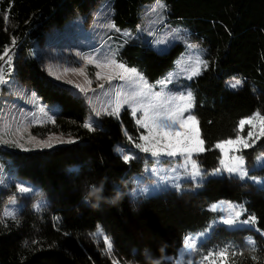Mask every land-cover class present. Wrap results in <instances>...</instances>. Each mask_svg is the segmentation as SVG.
<instances>
[{
  "label": "trees",
  "instance_id": "obj_1",
  "mask_svg": "<svg viewBox=\"0 0 264 264\" xmlns=\"http://www.w3.org/2000/svg\"><path fill=\"white\" fill-rule=\"evenodd\" d=\"M99 1L0 0V68L10 67L11 50L18 49L12 60L17 80L26 81L44 102L59 106L54 120L34 126L33 132L75 137L50 148L0 144L8 169L5 183L0 182V264H115L104 236L123 262L169 264L167 255L179 251L185 236L204 232L222 217L223 210L212 205L223 199L240 203L243 217L256 220L252 225L216 224L198 241L193 264H264L263 186L211 177L186 196L173 190L135 200L131 190L146 161L132 147L143 131L136 116L129 107L118 116L94 114L83 92L49 75L32 53L49 26L89 14ZM154 1L109 0L115 27L131 31L118 33L123 43L116 57L156 83L192 42L201 46L207 67L192 75L188 86L205 142L199 161L215 166L221 158L217 142L235 137L239 121L254 111L264 114V0H159L165 4L166 22L182 27L180 37L160 49L139 31L144 6ZM232 77L243 84L230 87L227 79ZM6 86L0 93L9 92ZM91 115L94 131L83 127ZM261 143L247 150L256 152ZM118 145L135 153L128 163ZM20 178L33 180L38 188L19 192ZM93 185L102 191L94 194ZM13 196L22 201L15 219L4 213ZM37 199L43 202L35 206ZM224 249L227 259L215 255Z\"/></svg>",
  "mask_w": 264,
  "mask_h": 264
},
{
  "label": "rangeland",
  "instance_id": "obj_2",
  "mask_svg": "<svg viewBox=\"0 0 264 264\" xmlns=\"http://www.w3.org/2000/svg\"><path fill=\"white\" fill-rule=\"evenodd\" d=\"M96 4L97 7L95 6L89 14L78 13L60 26L52 25L53 27L49 26L47 28L43 41L36 43L32 49V53L36 55L41 66L49 75V69H51L56 76L61 77L58 80L64 83L71 81L69 84L75 87L76 85H81L85 89L83 94L87 97L91 110L96 115L111 112L118 101L122 103L129 95L139 92L143 88L144 82L150 87L143 89L146 95L137 97V101L145 104L149 102L153 104H164L165 108L182 107L184 104L183 101L173 100L171 104H166L165 101L169 98L186 95L188 92L192 93L188 86V81L190 79L189 77L192 76V70L196 67V62L198 60L204 62L201 46L198 43L192 42L178 58L172 70L163 75L156 83L150 82L140 69L128 66L117 59L118 45L123 43L121 34L118 33L128 35L131 31L125 28L117 29L116 27H108L113 24L109 0H100ZM139 31L145 32V37L150 39L152 44L160 49L168 47L173 40L180 37L182 27L178 23L173 25L172 23L166 22L165 4L156 0L145 4L143 9V24L139 27ZM17 51L18 49L15 51L11 50V54L13 53V55L11 56L10 67L7 69L8 66L5 64L1 67L4 69L6 79L4 83H0V88L5 84L9 92L3 91L0 93V140H6L9 143L0 144L10 145L13 144L12 141H16L22 144L24 149H34L43 148L41 146L42 141L55 145L61 144L59 142L60 140H75L74 136L63 133L49 132L41 136L33 132L34 126L41 127L53 121L59 106L56 103L44 102L39 98L34 89L29 84L27 85L26 81L17 80L16 73L13 72L14 65L12 61ZM89 57L100 62L114 59L118 64H123L128 69H135L139 77H142L143 80L140 81L138 77H129L127 73H123L122 70L115 66L109 68L97 66L95 63L90 64L87 62V58ZM22 59L23 57H21ZM202 66L203 64L200 65V70ZM7 71L9 74H7ZM98 72L100 73L99 77L96 75ZM120 75H124L125 78L121 79ZM51 76L56 79V76ZM109 76L114 78L109 80ZM14 77L16 80H13ZM237 80L242 82L240 86L244 82L240 78L232 77L227 79V84L231 85ZM15 81H17V84H14ZM100 85H103V87ZM78 90L80 89L78 88ZM33 93L36 96V103L32 102ZM156 94H159V99L156 98ZM8 97H12L15 100L8 99ZM133 106L135 105L131 103L123 105L120 111L124 107H129L132 111ZM257 112L259 111H254L242 120L253 117ZM189 114L195 116L198 121L194 113V105L191 109L183 113V117L186 118ZM260 115L264 116L262 113ZM141 116L142 112L138 111L136 118L139 119ZM87 123L94 125L93 115L89 117ZM198 128L200 130L199 123ZM142 129L141 135L149 134L148 129L143 127ZM249 131L253 133L251 138H248ZM200 136L202 138L201 131ZM237 136L248 139L252 147L261 143L262 136L260 135L258 120L254 121L253 125H245L243 129L239 127L235 137L217 142V144L230 139L235 140ZM136 144H146V142L139 139L132 147L135 148ZM146 146L150 145L146 144ZM248 148H242L240 151L232 149V146L229 145H225L223 149L218 148L221 152V158L212 167L202 165L198 158L200 153H193L191 159L196 162L200 171V175L195 178L189 174L192 171L190 163L187 168L182 166L184 164V156L154 157L150 152H144L140 148H136L144 153L146 161L141 172L135 176L134 185L131 190L133 198L136 200L152 193H163L173 190L177 192V195L186 196L191 191L198 189L206 178L211 177H225L234 183H245V181H248L249 186L264 187V143H261V147L253 153L249 152L247 150ZM117 149L124 155L135 156L133 150L129 152V150H126L120 145L117 146ZM234 156H242L244 159L243 167L247 171V176L243 179L237 173H228L223 170L220 164L222 159L228 163L231 157ZM2 157L4 156L0 153V182L5 183L8 169L7 163L3 161L4 159ZM216 169H221V171L216 172ZM17 182L19 187L22 185L29 188L30 191L38 188V185L33 180L27 178H20ZM176 184H179V189L175 187ZM145 189L147 191H142ZM42 202V199H37L35 206L40 205ZM229 204L236 206V210L241 212V215L236 218V223L228 224L229 226L252 225V223L248 222L249 219L243 217V207L240 203L232 200H220L214 205H220L218 208L223 210L222 217L204 232H192L189 234L196 239V247L198 241L202 237L210 234L216 224L225 223V220L233 216V209L228 207ZM21 206L22 201L17 199L16 196H13L5 204L4 213L6 215H13ZM75 209L72 211H75ZM194 251L185 250L183 245L176 254L167 255L169 264H193ZM110 254L115 264H141V262L135 260H126L124 262L119 260L116 253H114L113 245Z\"/></svg>",
  "mask_w": 264,
  "mask_h": 264
},
{
  "label": "snow or ice",
  "instance_id": "obj_3",
  "mask_svg": "<svg viewBox=\"0 0 264 264\" xmlns=\"http://www.w3.org/2000/svg\"><path fill=\"white\" fill-rule=\"evenodd\" d=\"M5 20L7 21V17H5ZM110 28H115L114 24L109 25ZM13 44H15V40H13ZM7 51L5 52V55H7ZM0 59H3V57H0ZM8 61H11V57H8ZM87 62L92 64L95 63L97 66H103V67H109L115 66L116 68L122 70L123 73H127L129 77H138L140 81L143 80L142 77H139V74L136 72L135 69H128L123 64H118L114 59H109L105 62L96 61L94 58H87ZM203 64L204 67H207V63L203 61H197L196 67L192 70V75L199 74L200 71V65ZM67 71V70H65ZM82 71V70H81ZM50 75L56 76L54 72L49 69ZM97 77L100 76V73H96ZM61 77L56 76V79H60ZM114 77L109 76L108 79L111 80ZM121 79H124V75H120ZM191 78V77H189ZM5 73L4 69L0 68V83L5 82ZM68 83H71V81H68ZM91 83V81H89ZM162 83V82H161ZM242 82L240 80L235 81L230 85L232 88H237L240 86ZM103 87V85H100ZM77 88L80 89L81 92H84L85 89L81 85H76ZM150 86L144 82L143 88L136 93H133L129 95L126 99L123 100V102H117L115 108L108 112V115H119L120 108L123 105L133 104L135 106L132 107L131 114L133 117L137 115L138 111L142 112L141 118L136 120V123L140 125L141 127L148 129L149 134L148 135H141L140 140L145 141L146 144H149L150 146H146V144H136L137 148H140L144 152H150L152 156L154 157H160V156H184V164L183 167L187 168L189 163L191 164L192 171L189 173L193 178L200 175L199 167L196 164L194 160L191 159L193 153H201L205 151L204 147V140L200 136V130L198 128V121L195 116H192L189 114L186 118L183 117V113L188 111L193 107L194 97L191 92H188L186 95H181L179 97H173L169 98L167 101H165L166 104H171L173 100H179L183 101V106H177L175 108H165L164 104H153L151 102L145 104L143 102L137 101V97L145 96L146 93L143 89L149 88ZM33 99L32 102L36 103V96L35 93L32 94ZM156 98L159 99V94H156ZM43 111V109H41ZM105 111H107L105 109ZM99 114V113H97ZM258 120L259 122V128H260V135L264 136V116H261L259 112L255 113L253 117L248 118L246 120L239 121V127L240 129H243L245 125H253V122ZM83 127L89 129L90 131H94L91 123H85ZM253 136V133L249 131L248 138H251ZM131 139V137H129ZM60 143H71L72 141H63L60 140ZM0 143H9L6 140H0ZM12 143L17 146L23 148L22 144H19L16 141H12ZM254 143V141H253ZM225 145L232 146V149L236 151H240L242 148H248L252 145L248 142V139L244 137L237 136L235 140H227L222 143H219L215 145L217 148L223 149ZM41 146L43 147H52L53 145L49 142H41ZM229 149V150H232ZM227 155V153H225ZM123 160L125 163H128L132 157L128 155H123ZM220 164L222 166V169L227 171L228 173H237L241 179L247 176V171L244 169V159L242 156H234L231 157L230 161L228 163L225 162V160H221ZM221 169H216V172H220ZM175 187L179 189V184H176ZM19 192L27 193L30 191L29 188L20 186L18 188ZM102 191L101 187H96L95 185L92 186V192L94 194H98ZM142 191H147L142 190ZM220 207V205H212L213 210ZM229 208L233 209V216H230L227 220H225V223L231 225L236 223V218H238L241 215L240 211L236 210V206L229 204ZM13 219H15V216L13 215ZM255 217L249 218V223L255 222ZM106 247V252L110 253L111 250V241L107 236L103 237ZM184 249L187 251H194L196 249V239L192 237L191 235L185 236L183 240ZM215 255L222 257L224 259L228 258V250L224 249L221 250L219 253H216Z\"/></svg>",
  "mask_w": 264,
  "mask_h": 264
}]
</instances>
